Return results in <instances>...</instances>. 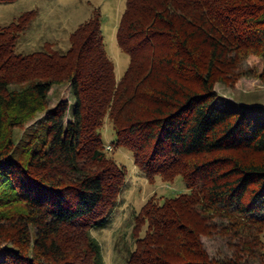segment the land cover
<instances>
[{"label": "trees", "instance_id": "trees-1", "mask_svg": "<svg viewBox=\"0 0 264 264\" xmlns=\"http://www.w3.org/2000/svg\"><path fill=\"white\" fill-rule=\"evenodd\" d=\"M125 2L119 79L100 7L65 49L17 51L34 11L0 24V264H105L92 231L127 181L106 120L149 180L187 186L142 206L127 264H264V123L217 101L216 88L264 84V0ZM61 86L73 103L63 94L52 105ZM204 237L230 253L210 255Z\"/></svg>", "mask_w": 264, "mask_h": 264}, {"label": "rangeland", "instance_id": "rangeland-1", "mask_svg": "<svg viewBox=\"0 0 264 264\" xmlns=\"http://www.w3.org/2000/svg\"><path fill=\"white\" fill-rule=\"evenodd\" d=\"M126 0H17L0 4V24L8 25L22 14L34 11L30 26L24 31L17 44V51L32 52L44 48L48 43L56 48L70 46V35L82 22L89 18L95 7L102 9L105 42L110 58L114 61L117 79L121 78L130 64V56L121 49L118 38V25L126 5ZM220 103L230 108L237 107L242 112L254 116L264 123V84L257 78H242L235 86L217 85ZM65 86L51 90L52 105L61 95H67L73 103V95ZM36 121V120H35ZM113 124L106 120L102 133L107 152L127 169V181L111 219L106 225L92 231L100 242L105 264H127L129 253L136 246L137 216L149 199L162 200L165 196H175L187 191L181 177L172 181L158 176L153 181L138 169L133 152L117 146ZM146 227L141 233L145 232ZM203 243L212 256L230 253L226 242L220 237H204Z\"/></svg>", "mask_w": 264, "mask_h": 264}]
</instances>
